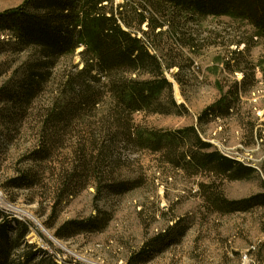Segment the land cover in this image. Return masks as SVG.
<instances>
[{
  "label": "rangeland",
  "instance_id": "rangeland-1",
  "mask_svg": "<svg viewBox=\"0 0 264 264\" xmlns=\"http://www.w3.org/2000/svg\"><path fill=\"white\" fill-rule=\"evenodd\" d=\"M25 1L0 0V13ZM128 3L133 20V7L142 9L139 0H114L115 6ZM154 18L157 27L143 24L147 35L138 34L163 62L174 99L186 112L136 113L134 123L165 135L195 127L211 151L255 173L229 181L219 173L196 174L183 162L176 167L167 151L142 149L121 134L110 135L115 122L106 105L94 112L96 119L92 112L73 115L62 127L49 122L50 112L63 104V78L77 65L82 68L83 47L63 58L53 80L46 85L45 79L26 104L23 90L29 71L40 66L39 53L19 51L0 33V210L27 223L26 242L58 264H264V208L232 212L207 201L209 193L238 202L264 192V38L231 16ZM132 30L138 31L136 22ZM237 89L242 93L236 97ZM11 90L13 101L2 94ZM224 98L232 101L228 116L201 123L202 113ZM16 101L24 103L21 111ZM90 152L95 157L86 158L88 168L105 161L99 167L102 187L123 180L141 184L126 193L97 195L93 170L84 175L79 167ZM27 171L33 179L16 187ZM98 210L112 215L104 232L57 237L64 223L96 217Z\"/></svg>",
  "mask_w": 264,
  "mask_h": 264
},
{
  "label": "trees",
  "instance_id": "trees-1",
  "mask_svg": "<svg viewBox=\"0 0 264 264\" xmlns=\"http://www.w3.org/2000/svg\"><path fill=\"white\" fill-rule=\"evenodd\" d=\"M139 4L142 9L136 4L131 11L133 20L129 3L115 6L114 0H26L20 7L0 13V33L11 38L6 43L21 52L34 50L39 53L40 66L29 71V83L23 90L22 102L28 104L34 99L42 90L45 79L46 85L53 80L59 62L83 47L80 53L82 68L77 65L75 72L63 78L60 87L63 104L56 105L50 112L49 122H60L62 127L73 115L85 117L96 112L100 105H106L108 115L111 114L115 122L110 133L114 138L123 135L129 143L142 149L167 151L169 163L181 167L183 162L196 174L202 171L216 176L219 173L229 181L249 178L255 173L252 168L211 151L212 146L202 141L195 127L165 135L134 123L136 113L170 115L175 110L186 112L185 106L177 105L174 99L173 85L165 76L163 62L138 32L147 35L141 26L147 23L150 29H155V14L169 13L192 17L231 16L246 21L264 38V0H139ZM134 22L138 25L136 32L132 30ZM239 91L237 89L236 97L241 95L242 91ZM2 94L11 100L15 97L12 90ZM22 102L16 101L19 111L23 108ZM231 105V100L221 99L202 113L200 122L209 117L226 118ZM92 117L96 119L97 115L94 113ZM104 119L100 122L105 123ZM195 148L198 151L194 152ZM36 151L35 155L40 153L38 149ZM94 157L93 152L85 154L79 167L84 175L93 170L91 175L99 184L97 195L104 191L126 193L141 184L139 179L123 180L116 186L102 187L99 167L105 161L94 166L91 163L93 168L90 169L86 158L92 160ZM20 179L22 182L15 184L18 188L33 179L32 173L27 171ZM131 185L133 187L129 188ZM207 186L202 184L201 188ZM220 199L209 193L207 201L218 210L232 212L264 208V192L238 202ZM111 220L109 212L98 210L96 217L64 223L56 235L68 240L85 232L101 233L107 230ZM28 233L27 223L10 219L0 210V264H58L54 257L26 242ZM141 261L145 262V259Z\"/></svg>",
  "mask_w": 264,
  "mask_h": 264
}]
</instances>
